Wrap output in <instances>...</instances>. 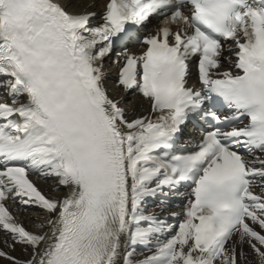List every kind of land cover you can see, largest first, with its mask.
I'll return each mask as SVG.
<instances>
[{
	"label": "snow or ice",
	"instance_id": "6c2138e0",
	"mask_svg": "<svg viewBox=\"0 0 264 264\" xmlns=\"http://www.w3.org/2000/svg\"><path fill=\"white\" fill-rule=\"evenodd\" d=\"M25 4L0 15V264H264V0Z\"/></svg>",
	"mask_w": 264,
	"mask_h": 264
},
{
	"label": "clouds",
	"instance_id": "9594fccd",
	"mask_svg": "<svg viewBox=\"0 0 264 264\" xmlns=\"http://www.w3.org/2000/svg\"><path fill=\"white\" fill-rule=\"evenodd\" d=\"M26 7L25 0H19L14 4L7 3L0 5V15L5 17V20H11L14 16L18 15L23 8Z\"/></svg>",
	"mask_w": 264,
	"mask_h": 264
},
{
	"label": "bare ground",
	"instance_id": "6f19581e",
	"mask_svg": "<svg viewBox=\"0 0 264 264\" xmlns=\"http://www.w3.org/2000/svg\"><path fill=\"white\" fill-rule=\"evenodd\" d=\"M87 2H89V1L87 0ZM94 9H95V8H92V9H90V10H94ZM110 84H113V85H114L113 82H109V81H108L107 86H111ZM119 91H120V90L117 89V88L115 87V85H114V90L111 91V92H109V94H110L111 96L115 97V96L118 95ZM39 186H40L42 189H46V188H47V185H44V184H39ZM21 219H22V221H23L25 227L28 228L29 230H31L32 225H31V223H29V221L24 217L23 214H21ZM14 254H15V255H20L19 252L14 253Z\"/></svg>",
	"mask_w": 264,
	"mask_h": 264
}]
</instances>
